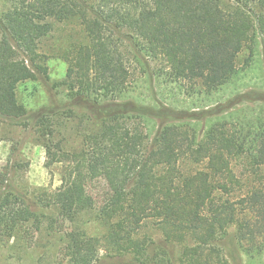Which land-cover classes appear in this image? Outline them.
I'll return each instance as SVG.
<instances>
[{
	"label": "trees",
	"instance_id": "16d2710c",
	"mask_svg": "<svg viewBox=\"0 0 264 264\" xmlns=\"http://www.w3.org/2000/svg\"><path fill=\"white\" fill-rule=\"evenodd\" d=\"M72 20L87 43L66 54L63 85L71 106L103 125L78 151L49 148L52 163L65 166L50 205L68 225L94 211L106 232L92 237L65 229L72 248L58 264H101L104 256L171 264L162 248L151 257L153 243L140 237L147 221L166 243L181 245L179 264H230L218 243L233 227L242 252L263 253L264 122L254 130L216 123L199 140L191 126L172 123L180 119L156 99L158 107L129 97L127 45L159 62L155 75L162 81L199 84L213 94L239 79L244 50L255 55L256 32L264 37V0H0L1 118L27 126L18 86L47 75L40 46L57 24ZM153 118L164 125L149 142L138 119ZM97 180L108 193L93 207L87 188ZM16 195L21 205L0 215V225L16 235L28 226L41 231L39 216Z\"/></svg>",
	"mask_w": 264,
	"mask_h": 264
},
{
	"label": "rangeland",
	"instance_id": "374dc122",
	"mask_svg": "<svg viewBox=\"0 0 264 264\" xmlns=\"http://www.w3.org/2000/svg\"><path fill=\"white\" fill-rule=\"evenodd\" d=\"M222 2L229 5L231 0ZM255 40V55L246 49L238 58L237 65L242 71L239 79L213 94H206L199 84L162 81L155 75L161 67L159 62L146 59L127 45L134 76L129 97L153 107H158V102L161 109L168 111L167 115H172L173 111L172 116L180 120L172 123L191 126L199 140L220 122L254 130L264 122V37L256 32ZM86 43V34L77 20L57 24L40 46L47 75L23 82L17 89L19 104L27 113V126L14 125L0 117V182L3 183L0 185V215L21 205L16 194H22L25 205L41 222V231L28 226L25 233L17 235L0 225V264L66 262L72 246L64 238L65 229L79 230L92 237H102L106 232L94 211L83 213L75 224L68 225L55 206L50 205L51 194L62 185L65 166L52 163L49 148L55 151L54 146L60 144L65 151H78L85 136L98 132L103 125L93 120L84 108L71 106L68 90L63 85L68 68L66 54ZM249 61L251 64L247 66ZM138 120L144 126L148 141H152L162 122L157 118ZM87 192L92 206L96 207L108 189L103 180H97L88 185ZM235 234L233 227L218 243L230 264H264V252L255 256L242 252ZM140 237L153 243L151 257L162 248L168 253L171 264H179L181 245L166 243L153 221L144 223ZM101 264L141 263L132 256H104Z\"/></svg>",
	"mask_w": 264,
	"mask_h": 264
}]
</instances>
